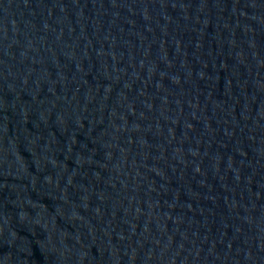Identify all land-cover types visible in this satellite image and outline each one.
I'll use <instances>...</instances> for the list:
<instances>
[{"label":"water","instance_id":"95a60500","mask_svg":"<svg viewBox=\"0 0 264 264\" xmlns=\"http://www.w3.org/2000/svg\"><path fill=\"white\" fill-rule=\"evenodd\" d=\"M0 264H264V0H0Z\"/></svg>","mask_w":264,"mask_h":264}]
</instances>
